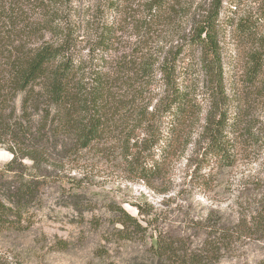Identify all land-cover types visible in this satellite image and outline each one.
Here are the masks:
<instances>
[{
  "label": "trees",
  "instance_id": "1",
  "mask_svg": "<svg viewBox=\"0 0 264 264\" xmlns=\"http://www.w3.org/2000/svg\"><path fill=\"white\" fill-rule=\"evenodd\" d=\"M67 2L0 0V145L12 154L0 167V234L29 226L27 214L46 187L64 190L67 181H77L64 173L65 166L89 147L118 140L130 170L149 181L194 135L195 168L210 172L236 163L237 141L245 136L239 135L243 121L236 106L235 112L230 109L226 89L218 24L222 0L202 14L184 43L164 56L142 51L141 57L122 53L110 59L118 30L114 21L97 29L87 56L78 55L81 25L76 26V10ZM109 6L118 10L119 0ZM176 8L175 0H150L137 46L147 50V33ZM239 27L255 34L252 21H241ZM259 48L246 66L251 86L264 72V42ZM95 53L102 56L93 59ZM188 55L193 62H186ZM157 75L154 103L151 83ZM136 206L145 223L120 207L116 234L126 241L148 240L149 235L154 259L147 264H216L238 250L242 236L264 238V201L245 221L225 225L211 213L202 221L191 220L205 226L197 233L205 234L200 243L190 240L195 233L168 228L160 223V213Z\"/></svg>",
  "mask_w": 264,
  "mask_h": 264
},
{
  "label": "rangeland",
  "instance_id": "2",
  "mask_svg": "<svg viewBox=\"0 0 264 264\" xmlns=\"http://www.w3.org/2000/svg\"><path fill=\"white\" fill-rule=\"evenodd\" d=\"M111 1L67 2L76 10V26L81 25L76 40L78 55L87 56L97 29L114 21L118 30L109 59L122 53L141 57L142 51L164 56L184 43L196 21L219 0H175V14L155 25L153 33H147V50L139 46L143 34L140 26L150 0H119L115 11L109 6ZM222 2L218 24L226 89L230 109L235 112L236 106L239 121H243L239 135L245 134L237 141L240 152L236 163L211 172L195 168L194 135L187 148L180 146L173 151L165 171L145 181L130 170L118 140L89 147L81 151L78 160L65 166L64 173L75 175L77 181H67L64 190L46 187L43 199L27 214L29 226L0 234V264H147L154 259L149 235L148 240L140 237L126 241L116 234L119 224L114 221L120 207L141 220L136 205L153 209L160 213L162 225L193 232L196 235L190 240L200 243L205 234L197 233L205 226L191 220L202 221L211 213L225 225L231 220L245 221L264 201V72L253 86L246 75L250 55L264 42V0ZM241 21H252L255 34L244 32L239 27ZM101 56L95 53L93 59ZM194 59L186 56V62ZM159 78L157 75L151 83L154 103ZM200 117L202 122L204 114ZM156 153L157 158L159 150ZM11 158L12 154L0 145V167ZM145 158L140 160L144 162ZM26 163L30 165L31 161ZM237 248L216 264H264V238L244 235Z\"/></svg>",
  "mask_w": 264,
  "mask_h": 264
}]
</instances>
